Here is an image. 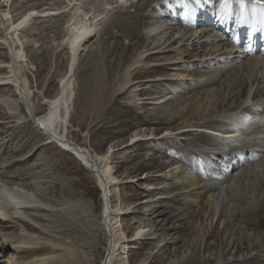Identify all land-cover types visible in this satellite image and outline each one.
<instances>
[{"label": "rangeland", "instance_id": "obj_1", "mask_svg": "<svg viewBox=\"0 0 264 264\" xmlns=\"http://www.w3.org/2000/svg\"><path fill=\"white\" fill-rule=\"evenodd\" d=\"M8 1L10 3L4 9H8L12 19L32 7L40 9L44 6L51 13H57L65 10L69 2ZM133 1L124 0L117 5L115 0H72L66 11L49 17L39 14L33 17L24 30L17 33L18 38L15 37L16 47L20 44L23 46L26 62L20 66L19 73L17 63H14L12 74L18 80H21L19 74L26 78L31 98L27 97L25 103L27 105L29 102L32 113H43L45 107L40 104L41 97L50 96L55 91L66 65L68 45H65L67 49L64 46L55 48L58 39L70 35L73 21L100 15L102 18L95 27L94 35L78 54L73 75L76 97L70 107L67 136L86 148L88 153H100L108 146L112 148L108 162L120 181L116 185L117 204L126 212V215H119L120 225L123 226L121 231L130 236L133 228L139 225L146 230L145 237H150L140 249H137L140 247L137 238L132 239L136 242H131L128 247L129 264H230L234 260L240 263L251 257L255 261L249 262L248 259L246 264H261L264 259V254L261 255L264 252L260 254L264 248V225L258 224V219L245 218L244 211L249 204L259 205L264 201V152H246L247 149L241 153L229 151L235 148L226 140L228 137L219 136L221 139L216 140V136L213 140L199 137L198 134L208 133L202 132L207 127L206 123H211L212 127L223 121L226 126L231 120L225 117L233 113H251L250 108L255 105H261L257 108L261 112L264 108L261 103L264 102V74L257 83L255 78L260 77L258 72L250 74L245 68L240 69V60L246 58L234 54L233 42L228 39L240 30L238 25L230 28V23L228 28V25L218 22L216 28L217 23L210 20L220 18V5L224 0L211 2L212 16L209 12L211 17L201 28L189 26L191 23L184 16L183 5L177 0H167V3L165 0ZM110 2L115 6L113 9L109 6L112 5ZM154 3H162L157 7L167 5V11L163 10L165 15L159 16L154 26L148 28L146 23L154 19L147 18V11ZM0 4V9H3V4ZM174 7L179 14L174 19L167 18L166 13ZM193 7L197 11L198 6L193 4ZM235 8L231 7V21L236 19ZM2 23L5 30V20ZM207 34L215 42L209 37V43H202ZM8 42L11 43L9 37ZM211 45L214 47L210 48L209 56L207 50ZM12 48L10 44L14 62L16 59ZM225 49H230V53L237 56L232 59L234 62L226 58L231 63L219 69L221 57L228 54ZM224 52L227 54L220 56ZM215 57H218L217 60H214ZM8 59L6 50L0 47V64ZM164 62L168 66L159 67L164 66ZM237 64L239 71L236 70ZM126 66L129 81L119 91L115 86ZM5 74V69H0V76ZM206 74L214 75L202 82L205 85L210 83L208 87L212 90L209 96L206 91L209 88L197 87L203 80L197 76ZM91 77L94 79L92 92L96 99L87 101L84 100V93L86 82ZM176 86L180 89L174 91ZM243 87L250 90L248 100L241 97ZM0 89V95L7 92L17 106L15 111L10 112L0 103V185L22 184V189L47 205L44 206L47 211L42 214L36 212L47 220L39 222L47 225V231L43 230L46 235H33L19 221L13 222L12 226L0 222V247L3 244L0 264H14L33 255L34 252L22 251V243L15 242L20 240L21 233L27 237L32 235L30 237L38 243L35 247H44L47 251L52 250L51 247L39 240L47 234L54 239L65 240L78 256L76 264H99L105 239L98 223L100 192L94 178L73 154L54 143L48 144L47 137L33 128V121L23 108L24 100L20 101L8 87ZM97 92L99 94L96 96ZM250 101L253 104L246 108ZM240 106L246 109L239 112ZM252 113L258 121L264 118V112L261 115L256 110ZM252 123L256 122L250 121ZM242 140L240 143L239 139L236 140V148H247L248 143H253ZM34 148L37 151L28 158L27 155L30 156ZM251 153L260 157L255 158ZM216 170L222 174L216 181H224L225 186L220 183V187L223 186L225 191L221 189L215 193L216 187L211 181L214 178L209 176L215 174ZM190 178L196 179L198 186L195 182V188L183 182ZM227 182L237 184L229 185ZM229 186L234 188H226ZM155 211L162 212V215L154 217ZM61 213L63 221L59 220ZM212 227L213 233L205 239ZM163 243V249L157 251ZM57 247L50 254L61 255V247ZM150 252L154 256L151 262L145 259ZM122 263L116 261L114 264Z\"/></svg>", "mask_w": 264, "mask_h": 264}, {"label": "bare ground", "instance_id": "obj_2", "mask_svg": "<svg viewBox=\"0 0 264 264\" xmlns=\"http://www.w3.org/2000/svg\"><path fill=\"white\" fill-rule=\"evenodd\" d=\"M71 1L72 0H69V2L67 3V5L64 7L65 10H63V11H66V8H68L67 6H70V2ZM0 2L3 4V6H2L3 9H0V29H1V31H0V34H1V36H0V47L1 48H4L6 50L7 55L9 57L8 60H5L3 63L0 64V67H2L0 69H5V71H6V74L5 75L0 76V88H3V87L4 88L5 87L7 88L8 87V89L15 96L19 97V100L20 101H23L24 100L23 101V103H24V107L23 108H24L25 113H26V111L32 112L31 111V108H30V105H29V102L27 103V105L25 103V100L28 99L27 97L31 98V92L28 89L26 78L23 75L19 74L21 76V80H18L15 77V75L12 74L13 73V70H14V67H13V64L14 63H17V71L19 73L20 66L22 64H25L24 62H26V56H25V54L23 52V46L20 44V45H18V47H16L17 41L15 40V37L17 36V33L20 32V31H23L24 30V27H26L27 24H29V21H31L33 19V17L38 16V14L40 16H43V17H49L50 15L59 14V13H61L63 11H59L57 13H51L50 11H48V9H49L48 7L42 6L44 8L41 7L40 9L35 8V7H32L30 9L22 12L15 19H12L11 17H9L8 9H6V10L4 9V7H6L7 4H9L10 2L8 0H0ZM119 2H121V0H115V4L117 3V5L118 4L121 5L122 2L121 3H119ZM112 5H109V6H111V8L112 7H115L114 5L113 6ZM259 5H261V4H257L255 6V9H258L259 8ZM117 7H116V9H117ZM247 7H249V9L251 8L253 10V5H251V6L247 5ZM45 10H46V12H45ZM25 17H27V19H25ZM101 18L102 17L100 15H98V16L87 17L84 20L78 19L75 22L73 21V23H72V27L73 28H72V31L70 32V35L69 34L68 35L66 34L63 37H60L59 36L60 38L58 39V42L56 43V47L55 48L58 49V48H61V47L64 46V49L65 48L67 49V47L65 45H68V52H65V54H66V65H65V68H64V71H63V75L59 79V81H58V83L56 85L55 91L50 96H47V97L43 96V97H41L40 104H43L44 105L45 110L43 111L42 114H39L36 111H34L33 114H34L35 118L37 119V122H36V124L33 122V128H35L40 134L45 135L47 137L46 140H47V143L48 144L49 143H54V144L58 145L60 148H62L63 150H66V151L70 152L71 154H73L74 157L80 162V164L85 169L89 170L91 176L94 178V182L96 184V187H99L100 188V190H99L100 196H101L100 197V207H99V210H100L99 213H100V215H99V222L98 223H99V227L102 229L103 234H104L105 245L103 247V253H102V256H101V259H100L99 264H103V262H104V255L105 254L107 255L106 256V260H105V263L106 264H114L116 261H118V263H119V261L120 262H123L122 264H129V258H128V254H127L128 247L130 246L131 242H136L135 240H132V239L133 238H137V241H139L138 243L140 245V247H138L137 249H140V248L144 247L146 241H148L150 239V237L149 236L148 237L147 236L145 237V233L147 234V232H145L146 230L143 229L144 228L143 226H139V225L133 228V232H132V234H130V236L126 235L124 232L121 231V230H123L122 229L123 226L120 225V221H119V217L120 216L119 215L122 213L121 210H124V208H121L120 207V204H117V202H118L117 200L118 199H117V195H116V193H117V188L116 187L119 185L120 181L113 174L114 172H112L111 167H109V162L108 161H109L110 156H111V153H109V148H111V146H108L107 148H105L104 150H102L100 153H94V152L93 153H88L89 151L86 148H82L78 144L74 143L73 140L70 137L67 136V134H68V132H67V125H68L69 117H70V107L73 105L72 103H74V100H75V97H76L75 96V89H74V78H73V75H74V72H75L74 69H75V66H76V63H77L78 54L81 51H83V49L85 48L86 42H88L89 39L94 35V33L96 31V28L95 27L96 26L98 27ZM147 18L151 19L149 15H147ZM254 19L255 18L253 17V20ZM4 20H5V24H6L5 30H3L4 27H3V23H2V21L4 22ZM70 20H71V18H70ZM70 20L68 21V23L70 22ZM22 21H23V23H21ZM155 21H152L150 23L147 22L146 23V27L149 28L150 26L151 27L154 26V22ZM81 27L87 29L89 32L92 33V35L89 36V37H87L86 39H84L83 41H81L77 45L76 52H75V56H73L72 40L78 34L77 33V30L79 28H81ZM4 34H6L7 36H5ZM194 35H196V34L194 33ZM209 35L210 34H207V36H205L206 37V40L205 41H202V43L208 42L210 40L209 39V37H210ZM8 37H9V40H11V43L8 42ZM16 38H18V37H16ZM211 39H212V41L215 42V40H213V38H211ZM218 39L216 38V40H218ZM189 40L190 39H188L187 41L190 42ZM18 42H20V41H18ZM10 44H12V46H13L12 49H13V52H14V57L16 59V60H14V62L12 60L13 53L10 52L11 50H9L10 49ZM22 44H23V41H22ZM211 47H214V46L211 45L209 47V49L207 50V54L209 56L211 55V52L209 51ZM225 48H227V46ZM64 49H62V50H64ZM230 51L231 50L229 49V52ZM250 52L251 53H254L253 50H251ZM256 53H257V51L254 54H256ZM236 56L237 55H233L232 53H228L226 57H223V59L228 58L229 60H231V62H234L232 59L235 58ZM239 57H240V55H239ZM240 61H241L240 69L243 67V68H245V71L247 73H250V74H251V72H253V73L254 72H258V75L260 77L258 79L255 78L256 82L258 83L259 80L262 77V74H264V66H263L264 65V59H262L261 57H258V56H253V57H251V56L249 57L248 56L245 60H243V61L240 60ZM240 61H238V62L240 63ZM205 62H207V61H204V63ZM164 63H165L164 66H159V67L165 68V67L168 66V63H166V62H164ZM261 63L263 65H261ZM238 64H237L236 70L239 71L240 69H238ZM188 76H190V73H189ZM197 77H199V79H203L200 82V84H201L203 81L206 82L207 81V78L214 77V75L211 76V75H207L206 74V75H198ZM92 78L93 77H91L89 79V81L87 80V82H86L87 85L85 87L86 91L84 93L85 94L84 100H87V101L88 100L91 101V100H95L96 99L94 97L93 92H92V86L94 84V79H92ZM171 79H174V78H171ZM62 81L65 82L63 85L61 84ZM128 81H129L128 80V66H126V67H124L122 69V73H121L120 79L117 81V83H116L117 86H115V87L117 89H119V91H120L121 88H123L128 83ZM209 84H210L209 82L206 85L204 83H202L201 85H198L197 87L199 89L202 88V87H204V86L207 87V88H209L208 87ZM212 84H213V82H212ZM179 89L180 88L176 86L175 89H174V91H177ZM0 90H2V89H0ZM96 90L99 91V88H97ZM211 90H212V88H209V89L206 90L208 96L211 95L210 94ZM22 91L24 93H22ZM249 91H250L249 89H245L244 87L241 88V90H240L241 97L244 96V97H246V100H248L247 98L249 97ZM7 94H8L7 92L1 93V95H0V101L1 102L0 103L5 108H7L8 111H10V112L12 111L13 112V111H15V109L17 108V106H16V104L13 101H11V99L7 96ZM98 94L99 93L97 92V94H95V95L97 96ZM195 96H196V99H197V95H195ZM251 98H252V95H251ZM160 100H164V99H160ZM193 100H195V99H193ZM84 103H85V101H84ZM30 104H31V106L33 108V102H32V100H30ZM246 106H247V104H246ZM259 107H261V105H255L253 108H250V106H249L248 108H250L251 113L249 111V112H247V113L245 112L243 114H241V113H237V114L236 113H233V114H230L227 117L224 116L225 119L226 118L227 119L229 118L231 120V123L230 122H227L228 125L225 126L226 123L223 122V124H222V125H224L223 128H222V126H217V125L216 126H213L211 128L209 126V125H211V123H209V122L206 123V125H205L207 127L203 126L204 125L203 124L202 126L205 127L203 129H210L212 131V133H213V137L212 136L205 135L204 132H203L204 134H198V136L199 137H204V138H208V137L209 138H213V140H214L215 134H217L218 136H226V137H228V139H226V138L225 139L228 140L229 142H231L233 144L234 148H235V149H230V147H229V149H230L229 151H234V152H238V153H241V151H243V149H247V150H245L246 152L248 150L249 151H258L257 149H254V148H259V147L264 148V118H262L260 121H258L254 117V114L252 112H254L256 110V112L258 113V115H261V113L264 112V108H262V111L261 112H258L257 111V108H259ZM246 108L245 107L244 108L243 107L241 108V106H240L239 112L242 111L243 109H246ZM234 109L237 110L236 108H234ZM10 112H8V113H10ZM247 114L251 115L252 118L254 119L252 121L253 122H256V123L250 124L249 117L246 116ZM213 121H215V120H213ZM217 123H215V124H217ZM42 125L43 126H46V127H42ZM222 129H224V131ZM45 130L49 131L52 134V136H54V139L55 140L53 138H50L46 134H43V133H45L44 132ZM200 131H202V130H200ZM166 134H165V136H166ZM168 134L170 135V133H168ZM250 138H251V141H253V143L252 144H249L248 143L247 145H251L254 148L253 147H250L251 149L244 148V147L243 148H238V147L236 148L235 142H237L236 141L237 139H239V143H240V142L243 141L242 139H246L244 141H248L249 142L250 141L249 140ZM134 139L135 138L133 137V140ZM216 140H218V139H216ZM256 142H261V143L258 144ZM72 143H74L76 146H72ZM2 144H4V143H2ZM64 145H67V147L65 148ZM220 145H221V143H220ZM22 146H24L23 145V142H22ZM242 146H245V145H242ZM239 149H241V150H239ZM38 150H40V148ZM36 151H37V149L32 150V153H30V156L27 155L28 153L26 155L29 158V157L33 156ZM261 151L264 152V150H261ZM225 153H227V152H225ZM13 154H14V152H13ZM86 154L90 158V161L93 163V167L96 170V172H100L102 174L105 182L103 181V183H102L101 178L98 177L99 175L96 174V172H93V171L90 170L88 161L86 160ZM242 154H244V153H242ZM101 157H105V159L101 160L100 159ZM260 159L262 161V158H260ZM21 161H22V159H21ZM15 163H17V162H15ZM256 163H255V168H257ZM259 163L260 162H258L257 164H259ZM10 165H12V164H10ZM249 167H250V165H249ZM229 168L232 169L231 166H229ZM257 170H258V168H257ZM216 174H217V172H216ZM233 176H231V178ZM232 180L235 181L234 179H232ZM211 181H212V179H211ZM183 182L184 183L186 182L187 185L192 186V187L194 185H196L197 183H199L196 179L194 180L193 178H190L188 181L185 180ZM193 182H195L196 184H193ZM220 183L221 182L213 181V184L215 185L214 187H216L214 189V192L215 191H218V190L221 191L222 187L225 186L224 183H223V186L220 187ZM230 183L233 184V183H236V182H233V183L230 182ZM202 184H204V183H202ZM227 184H229V182H227ZM231 184H229V185H231ZM21 186H22V184H18V183L17 184L14 183L12 185H7V184H3L2 183L0 185V204L2 206V207L0 206L1 207L0 208V222L3 221V222H6V223H9L8 225L9 226H12L11 224H13V222L19 221V222L22 223V226L24 227V229H26L28 231H31V233H33V235L39 234V233H41L42 236H43V233H44V235H46L45 234L46 232L43 231V230H46L47 231V228H46L47 225H45V226H44V224L41 225L39 222H43L44 223L47 220H45V218H43L42 216L38 215L36 212H38V213L40 212L41 213V212L47 211V208L44 207V206H47V205L45 203L41 202V201H37L36 200L37 199L36 197H34L33 195H31L30 192H27L24 189H22ZM104 186L106 187V189H104ZM197 186H198V184H197ZM211 186H212V184H211ZM231 187L229 186V187H226V188H231ZM194 188H195V186H194ZM194 188H192V189H194ZM232 188H234V187H232ZM237 189H236L235 192H237ZM222 190H224V189H222ZM190 191H191V189H190ZM214 192H212V194ZM106 193H108V195H109V201H108V204H109V214H108L107 217H104V214L108 210L106 208V200H105V194ZM189 194H190V192H189ZM163 197H164V195H163ZM250 202H252V201H250ZM38 204L42 205L43 208H41L42 206H39ZM254 205H256V204H254V203L251 204V205L249 204L248 208L247 207H246L247 209L245 208L246 210L243 208L245 210V211L244 210L243 211H244V213L246 215V216L245 215L244 216H245V218H248V219L251 218L252 220L253 219L254 220L255 219H258L257 223L260 224V225H264V201L262 203H260L259 205H256V206H254ZM33 210H35V211H33ZM30 211H33V213L29 214ZM123 212H125V210ZM241 212L239 214H241ZM155 213H156V215L154 217H156V216H159L160 217L162 215V212L160 213L159 211L158 212L155 211ZM61 215H62V213L60 214V218L63 217ZM68 215L70 216V213L69 212H68ZM123 215H126V212ZM123 215H121V216H123ZM59 220L63 221L64 219L61 218ZM251 222H253V221H251ZM255 222H254V224H255ZM248 223H249V221H248ZM70 226H71V224H69V228H70ZM119 226H120V230H119ZM213 228L214 227H212L210 229V231H208V234H206V238L205 239H207L211 235V233H213ZM138 233H139V235H138ZM41 234H39V235H41ZM109 234H111V236H110L111 238L109 237ZM48 235L49 234H47L46 237L44 236L45 237L44 239H39V240L41 242H45L46 243V246L48 245V246L51 247L52 250H49V251L45 250L46 248H44V247H35L38 243L35 242V240H34L35 238L30 237L32 235H29V237H27L26 234L21 233V235H19V236H21V237H19L20 240L19 241H15V242L22 243L24 245L23 247L21 246L22 247V251H28V252H34V253H33L32 256L27 257L24 260H22L20 262H17V263H14V264H47V263H52V264H76L77 261H78V256L74 252V250H72L70 248L71 245H69L65 240L64 241H60L57 238L54 239V238H52L51 236H48ZM31 238H32V240H31ZM171 244H172V242H171ZM221 244H222V246H225V243H222L221 242ZM2 245H1L0 248L3 247ZM163 245H165V244L163 243L162 245H160L159 248H157V251L163 249ZM59 246L61 247L60 249L62 250L61 251V255L58 256L56 253L55 254H50L51 251H55L56 250L55 248L56 247L59 248ZM26 247H28V248H26ZM107 250H108V252H107ZM262 252H264V248H262L260 250V254ZM263 254L264 253H262L261 255H263ZM255 255H257V253ZM153 257L154 256L152 255V252H150L145 259H149L150 260L149 262H151V260L153 259ZM57 258H59V260H57ZM252 258L253 257L246 258L245 260H242L240 263H238V261H236V260H234L232 262H229V263L230 264H233V263L234 264H237V263L238 264H246V261L248 259H249L248 260L249 262L255 261V260H252ZM256 259H258V258H256ZM262 262L263 263H261V264H264V259H263Z\"/></svg>", "mask_w": 264, "mask_h": 264}, {"label": "snow or ice", "instance_id": "obj_3", "mask_svg": "<svg viewBox=\"0 0 264 264\" xmlns=\"http://www.w3.org/2000/svg\"><path fill=\"white\" fill-rule=\"evenodd\" d=\"M121 2L123 3V0H121ZM177 2L183 5L184 16L186 18L192 17L195 15L196 8L193 7V4H195L196 6H202V0H177ZM235 2L239 5V12L237 14V22L241 23L244 21V18L246 15V0H235ZM165 3H167V0H165ZM252 4H253L252 14H253V17L255 18L256 17L255 6L257 4H264V0H252ZM231 7H232V0H224V2L220 5V19L221 20H223L230 13ZM261 18H264V10H262L261 12ZM25 19H27V17H25ZM21 23H23V21ZM77 33L78 34L72 40L73 56H75L77 45L81 41H83L84 39L92 35L91 32H89L87 29L83 27L79 28L77 30ZM64 83H65L64 81L61 82L62 85ZM42 127H46V126L42 125ZM64 147L66 148L67 145H64ZM111 151L112 149L109 148V152ZM100 159L103 160L105 159V157H101Z\"/></svg>", "mask_w": 264, "mask_h": 264}, {"label": "water", "instance_id": "obj_4", "mask_svg": "<svg viewBox=\"0 0 264 264\" xmlns=\"http://www.w3.org/2000/svg\"><path fill=\"white\" fill-rule=\"evenodd\" d=\"M29 114V118L36 124V122H37V119L35 118V116H34V114L32 113V112H28ZM45 132V134H47L50 138H53L54 139V136H52V134L49 132V131H47V130H45L44 131ZM55 140V139H54ZM72 146H76L74 143H72ZM86 160L88 161V164H89V168H90V170L91 171H93V172H96V170L94 169V167H93V163L90 161V158L88 157V155L86 154ZM96 174H98L99 176V178H101V181H102V183H103V181H104V178H103V176H102V174L100 173V172H96ZM105 182V181H104ZM104 189H106V187L104 186ZM108 198H109V195H108V193H106L105 194V200H106V208L108 209L107 210V212L104 214V217H107L108 216V214H109V204H108ZM111 236V234H109V237ZM111 238V237H110ZM107 252H108V250H107ZM106 252V253H107ZM106 254L104 255V262H103V264H106L105 263V260H106Z\"/></svg>", "mask_w": 264, "mask_h": 264}]
</instances>
